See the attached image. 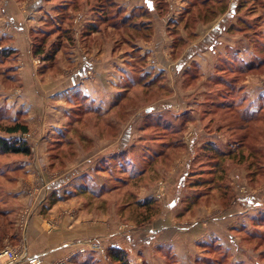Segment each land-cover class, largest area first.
Wrapping results in <instances>:
<instances>
[{"label":"rangeland","instance_id":"374dc122","mask_svg":"<svg viewBox=\"0 0 264 264\" xmlns=\"http://www.w3.org/2000/svg\"><path fill=\"white\" fill-rule=\"evenodd\" d=\"M55 1L56 3L62 2V0ZM162 1H166L169 5L168 14L162 19V27L167 28L163 41L167 47L164 48V55L168 62L158 73V75H162L152 80L153 84L148 87L149 89L137 88L129 94L124 93L123 96L119 93L117 83L115 90L118 93L115 94L116 105L114 109L108 116L103 115L102 118H97L95 115H89L74 125L76 128L71 133L75 138V144L72 146L68 143L67 146H63L66 151L63 149L49 151L51 154L50 162L58 167V174H53L48 178L39 169L38 177L35 170L34 177L35 179L38 177V179L30 185L29 190L33 194L30 196H33L36 201L41 198L43 194H41V189L38 186H42V183L49 184L47 187L50 186L49 189H53L54 181L59 180H55L54 177L71 164L75 166V170L72 168L73 170L69 172V180H64L63 177L62 179L65 182H77L78 178L73 179L79 174L77 168H81L84 162L90 161L84 169L88 168L91 163L92 165L79 181L82 186H74L71 192L73 196L64 200L63 214L71 219L72 223L80 222L82 227L95 226L94 228L103 233L96 238L84 239L77 244V250L82 247L90 248L92 251L98 250L96 251L100 257L98 264H109L102 243L110 240L111 236L122 234L130 236L129 240L138 241L139 239L137 240L135 237L137 234H142L143 237L141 238H144L148 232L146 228L150 232H156V229L149 226L153 224L154 228L157 227L159 225L157 220L161 216L165 217L168 211L169 216L166 219L169 220L171 216L172 221L179 228L186 229L195 226L200 220L201 222L214 221L212 223H216L222 228L224 234L222 240L228 242V246L220 247L228 251L230 255V257L226 256L227 259H222L218 254L215 256V252L208 253L206 250L203 251V256L198 258V255L195 257V250L185 247L183 248L185 254L178 256L181 261L183 260V263H179L177 258L171 264H205L204 258L223 262L220 264H264V0H225L224 11H219L217 5L209 4L215 9V12H213V16L210 13L208 20L201 18L202 13L198 15L199 19L193 18L197 12H201L205 8L197 6L191 14L186 10L189 0ZM195 1L200 2L201 0ZM142 2L143 0H117L119 6L130 7L129 10ZM58 7L55 8V11H58ZM232 7L233 11L231 10ZM86 8L91 9V5L83 4L82 10L79 9V11L86 10ZM196 9H198L197 12ZM79 11L76 10V12ZM182 14H184V19L179 22ZM153 16L155 17V13ZM38 17L39 15L37 17L30 16V21H28L26 16V19L23 20V25L25 26L26 23L27 28L35 26V28L30 29L29 53H33L31 42L34 40L37 43L43 38L42 35L35 37L38 40L36 41L31 36V30L47 34L44 46L46 51L53 49L54 44H58L59 41L60 33L53 27L56 24L54 17L45 19L47 22L45 24L39 22L44 17ZM186 18H190L187 23H185ZM77 23H80L79 26L76 25V21L70 23L75 43L71 46H63L55 55L53 65L51 62H47L44 69L48 70L57 64L59 54H63L61 56L64 57V61L69 60L70 55L79 54L88 44L89 39L81 38L83 22L78 21ZM220 24L223 25L222 31L210 41L211 43L216 42L217 46L212 50H196L203 38L207 34H211L213 28ZM121 35L120 31H101L90 38L91 40L95 38L98 44L101 42V45H103L102 41H109L112 44L110 53L114 57L115 63L121 64L117 65L118 68L120 66L127 67L126 62L124 63L125 60L135 62L132 61V58L138 59L139 53L141 56H146V60H143L144 72H146L149 69L147 66H150L151 59L154 57L147 52L152 46L153 35L148 39L140 35L132 39L137 44L139 41L146 42L145 47L140 48L139 53L136 49L130 48L131 45L127 44L126 41H122ZM62 42L66 44V38L64 41L61 38L59 44ZM203 47L204 45L201 48ZM190 49L196 50L197 53L192 57H187V51ZM98 50L102 51V48L99 47ZM105 50L106 47H103V51ZM21 57L23 58V56H19V51L15 50L14 59L7 65L0 66V72L5 71L3 75L0 74V108L4 114L3 118L12 117L18 121L22 120L23 114L15 113L16 110H12L14 109L12 105L6 106L5 104H7L6 95L9 91L12 93L15 91L19 95L22 91V87H20L21 78L17 75H11L15 72L13 64H17ZM33 60L38 67L44 62L41 58L34 56ZM39 62L41 63L38 64ZM178 65H180V70L175 69ZM186 69L189 71L184 74ZM120 78L122 79V77ZM228 87H231L230 92H227ZM2 92H6V94ZM221 93L225 99L224 104L221 107L216 106L215 109H210L213 101H216ZM236 94H239V98L235 96ZM242 98L246 101L245 106L242 105ZM147 109L150 111L147 112ZM241 109L252 114L259 113L260 118L256 121L246 120L243 114L241 115ZM64 118L66 121L67 116ZM108 121L119 124L117 125L118 128L111 130L107 124ZM4 124L6 123L0 122V127ZM26 124L28 125V123ZM243 133L250 136L243 138L241 142H244V145L237 149L235 142L239 141H231V138L237 139ZM0 135L2 134L0 133ZM114 135H116L115 138ZM27 136L28 134H16L15 138L22 137L27 141ZM209 142L213 144L225 143L231 145V149L234 150L235 155L221 161L220 171H223L222 175L219 173L214 175L217 181L213 183L227 186V193L222 192L224 188L214 187L215 189L209 190V194L202 198L198 205L188 213L182 214L187 198L193 195L194 191L191 188H195L194 190L208 188L197 189L193 187L197 182L195 177H192V174L186 177V174L190 171L187 164L192 158L193 172L200 170L207 172L209 170L210 159L213 158L212 151H203L204 146ZM252 146L261 147L258 155L252 151ZM71 150L76 153L75 157H73V153L72 158L69 157ZM127 150L130 152L127 153L128 158L126 159L133 158L132 163L138 164L134 168L136 171L147 169L145 177L135 189L133 188L136 183L131 181L132 186H124L111 195L103 198L98 197L99 199L83 191L85 185H104L112 168L114 170L112 175L114 184L122 186V181L118 182L116 176H123L122 178L127 180L128 174L116 175V169L113 166L120 162L119 156L124 155L122 153ZM33 151L34 148L31 146V153L34 157ZM55 153L63 156L59 160L53 161L55 160L53 156ZM78 154L83 157L90 154L91 156L77 159ZM33 157L32 163L34 162ZM19 158L15 163L20 162L21 159ZM2 159L6 160L5 162L12 161L10 157ZM212 160H215V157ZM257 161L259 164H256ZM21 168L23 169V167ZM257 168H260L259 173ZM15 174V181H10V179H8L9 182L2 181L3 188H6L3 189L4 192L14 190L17 186V180H23L24 171ZM64 174L65 172L61 176ZM206 176L211 175L204 173L201 176L197 175L196 178ZM53 178V182L49 183ZM1 180L3 179H0V186ZM181 180H183L182 183ZM64 181L63 183H65ZM179 183H181V188ZM131 192L136 197H133ZM246 196L259 198L258 201L253 200L252 203V205L256 204L259 207H246L242 203L239 205L238 198ZM12 199L10 198L9 202ZM147 199H153L158 203L159 212L146 221H151V223L145 226L143 224L146 222H141L144 209L138 208L132 203L135 200L142 202ZM173 201L176 202L175 207H165V205L168 207L170 203L172 206ZM31 210V207L18 209L17 227H19L21 234L25 233L26 221L31 215ZM202 214L206 215L203 216ZM79 217L81 221H79ZM156 221L157 223H155ZM228 234H232L236 238V246L229 244ZM142 243L146 247L153 245L146 239ZM15 247H22L28 258L24 239H22L21 244ZM5 248L1 247L0 251ZM151 251V264H163L157 257L159 254L154 252V246L151 247ZM80 254L83 255L84 253ZM37 258L41 260V256H36L25 261L29 262ZM62 259L65 258L60 260ZM21 262L23 261L17 264ZM129 264H132L130 259Z\"/></svg>","mask_w":264,"mask_h":264},{"label":"crops","instance_id":"0c3cea01","mask_svg":"<svg viewBox=\"0 0 264 264\" xmlns=\"http://www.w3.org/2000/svg\"><path fill=\"white\" fill-rule=\"evenodd\" d=\"M60 2L56 3L55 0H0V50H17L19 51V56H23V58L18 59L17 64H13L15 72L11 74L21 78L20 87H22V91L20 95L16 94L15 91L13 93L9 91L6 95L7 104L5 105H12L14 108L12 110H16L14 111L15 113L23 114L21 119L28 123L29 127L26 139H28L27 142L34 148L33 163L32 159L27 158H22L20 160L22 163L18 162L23 167V180H17V186L14 190H7L8 192L2 190L3 194L7 195L8 202L0 198V211L5 210V216L12 224L11 234L3 238L1 247H15L21 244L22 239H24L28 258L41 256L40 264H54L61 258H68L69 264H98V259H100L98 252L87 248L86 252L82 255L77 252V244L84 239H93L103 233L94 228L95 226L82 227L81 223L75 220L72 223L71 219L63 214L64 200L73 196L71 192L74 186H81V182L79 181L88 172V168L92 163L86 169L84 168L88 166L87 164L90 161L84 162L81 168H77L79 174L73 178H78L77 182L64 181L69 180V172L73 169L75 170V166L71 164L54 177L55 180H59L54 181L53 189H49L50 186L47 187L49 184L42 183V186L38 187L41 189V194L43 195L37 201L33 196H30L33 194L29 190L30 185L35 183L34 181L39 177V169L48 178L53 174H58V167L50 162L51 154H49L48 146L55 134L64 129L66 125L67 119L65 121L64 117L67 116L70 109L68 99L75 95H83L90 106L100 111L99 114L102 117L103 115L108 116V112L111 110L115 99V94L118 93L115 88L117 83L119 84L121 81L120 71H128L125 66L117 67V65L121 64L115 63L114 57L110 53L112 44L109 41H102L103 45H101V42L98 44L95 38L91 40L94 37L93 35L90 36L91 38H88V44L85 43L84 49L79 54H75V56L70 55L69 60L65 58L66 61H64V57L61 56L63 54H59L57 64L48 70L44 69L46 67L44 62L42 64H40L41 62L38 63L40 67L36 65L32 53H29L30 49L28 45L30 29L35 28V26L27 28L26 23L25 26L23 25V20L27 16V20L30 21V16L37 17L39 15L38 18L40 16L44 17L39 22L45 24V19L55 17L57 12L55 8L61 4L64 5V2H70V0H62ZM65 12L70 14L73 22L76 21L77 26L80 24L77 23L78 21L83 22L82 30L86 25L91 24L95 18L91 9L88 10V8L81 12L67 8ZM78 28L80 29V27ZM161 29V25H156L152 46L147 51L149 55L154 56L151 59L150 66H147L149 69L146 70L147 73L153 74V77L158 75L162 67L168 63L164 55V48L166 49L167 47L163 41L166 34L161 35ZM145 43V41H139L137 45L142 49L145 47ZM99 47L102 48V51L98 50ZM103 47H106L105 51H103ZM119 58L117 59L119 60ZM39 68L41 69L40 71ZM2 93L6 94V92ZM89 156L91 154L86 157L85 155L83 157L78 154L77 159L89 158ZM34 171L38 175L36 179ZM64 172L65 174L61 176ZM54 178L49 183L53 182ZM93 186L96 185L94 184ZM10 198H13L11 202H9ZM238 199L239 205L242 203L246 207L258 206L256 204L252 205L253 200L258 201L259 199L255 196L240 197ZM175 206L176 202L174 201L172 202V206L171 203L168 207L165 205L166 208ZM21 207L32 208L31 215L26 221L25 233L23 234L19 232V227H17L18 209ZM238 210L241 212L239 208ZM203 212H205V209H203ZM167 213L165 217L161 216L157 220L159 222L157 227L154 228L153 224L149 226L152 229H156V232H150L146 228L148 232L144 235V238H141L143 237L142 234H137L135 237V239H139L138 241L129 240L130 236L127 235H113L110 240L104 242L105 244L102 243L103 249L108 246H118L128 251L130 263L151 264V247L154 246V252L159 254L157 255L158 259L163 264H166L162 251L163 248L171 251L178 258L181 254H185L183 248L189 247L195 250V257L198 255V258H201L203 251L207 250L206 246L211 243H215L223 248L228 246V242L226 243L222 240L224 239L222 228L216 225V223H212L214 221L201 222L200 220L195 226L186 229L179 228L172 221L171 216L169 220L166 219L169 216V211ZM78 219L81 221L80 217ZM228 236L229 244L236 246V238L232 234H228ZM145 239L153 245L143 246L142 244L144 243L142 241ZM178 262L183 263V260L181 261L178 258ZM19 264H29V262L23 261Z\"/></svg>","mask_w":264,"mask_h":264},{"label":"trees","instance_id":"16d2710c","mask_svg":"<svg viewBox=\"0 0 264 264\" xmlns=\"http://www.w3.org/2000/svg\"><path fill=\"white\" fill-rule=\"evenodd\" d=\"M156 2V0H155ZM154 0H143V2L140 5H135L132 9L129 10L128 14V8L125 6L124 8L119 6L117 3V0H70V2H64V5L61 4L58 7V10L56 12L55 17L53 18L56 24H54V28L59 32L60 36L59 41H61V38H63V41L66 38V44L62 42L61 44H54V48L51 50L46 51L45 49V42L47 39V34L43 32H35L34 30H31V36H33V39L35 37H43L39 42L35 43L34 40L31 42L32 48H33V53L32 56L36 58H41L44 63L46 64L47 62H51L53 65L55 55L58 53V51L63 47V46H71V44L75 43V38H74V33L73 30L71 32V26L70 23H72V17L70 14L66 13L67 8H72L74 11L79 10L83 7V4H90L91 5V11L93 15L95 16L93 22L91 24L86 25L81 33V38L82 39H88L90 36L98 34L101 31H120L122 33V41H126L127 44H130L133 49L137 50V53H139L140 48L137 46V43L134 42L132 39L136 38L137 35L142 36L143 38H149L150 36L153 35L154 30L156 25H163L162 24V19L168 14L169 11V5L167 4L166 1L158 0L156 3ZM209 4H214L219 7V11H224L225 9V0H201L200 2H197L195 0H189L188 7L186 10L190 12L191 14L193 13L192 10H194L197 6L205 8L201 12H197L198 9H196L197 14L193 17L196 19H199V14L202 13L203 16L201 18H208L210 17V13L215 12V9L209 6ZM224 4V5H223ZM234 4V3H233ZM218 9V8H217ZM232 11L234 10L233 7L231 9ZM153 13H155V17L153 16ZM186 13V12H184ZM184 19V14L181 15L179 18V22ZM190 18H186V22H188ZM178 22V23H179ZM221 25V26H220ZM218 26H215L212 30L211 34H207V36L201 41V44L199 46L197 45L198 49L196 50H205V49H214L217 46V43H211V38H213L215 35H218L222 31V24ZM165 26V25H164ZM162 34L167 33V28L162 27ZM36 40V39H35ZM38 41V40H36ZM73 41V42H72ZM204 45L203 48H201ZM193 50H188L187 51V57H192L194 54L197 53V51ZM194 51V52H193ZM14 54L15 50L13 49H1L0 50V66L3 67V65H7L10 61L14 59ZM142 57V59H141ZM146 56H141V54H138V59L132 58L131 62L129 60L126 61L127 64V70L128 71H120V76L122 77L120 83L118 84L119 88V93L122 94L123 96L124 93L129 94L130 92L134 91L135 89H149V86H152L153 84V79H155L159 75H156L153 77V74L144 72V63L143 60L145 59ZM140 61V62H139ZM53 62V63H52ZM139 62V64H138ZM138 64V66H136ZM47 66V64L45 65ZM5 67V66H4ZM175 69L180 70V65L175 67ZM189 70L186 69L183 73L186 74ZM177 73V71L175 70ZM5 71H1L0 74L3 75ZM162 73V72H161ZM152 77V79H149ZM225 85V84H224ZM152 89V87H151ZM231 91V87H228L227 92ZM237 98H239V94L235 95ZM119 99L121 97H118ZM118 99V100H119ZM243 99V98H242ZM215 101V100H214ZM212 103V108L210 109H215L216 106L221 107L222 104H224L225 99L222 95V93L218 96L217 100ZM237 101V100H236ZM116 101H113V105L111 107V110H109L108 114L114 109V106L116 105ZM243 104L239 102V104H242L245 106V102L243 99ZM237 103V102H236ZM68 105L70 107L69 112L67 114V121L66 125L64 126V129H62L60 132L55 134L53 137V140L49 143L48 149L49 151H58L60 149H63L66 151V148L63 146H67L66 144L69 143V145L75 144L74 137L72 136V131L76 127L74 126L75 124H78L84 117L87 116H94L97 118H102V115L99 114L100 111L94 109L92 106H90L87 103L86 98L83 95H75L71 98L68 99ZM225 107V106H224ZM241 115L246 118V120H252L256 121L260 118L259 113H249L247 110H242L241 109ZM3 111L0 109V122H5L6 124L1 125L0 127V179L1 180V186H0V198L5 202H8V198H6L7 195L3 194V182L2 181H15V173L19 174L22 171V168L19 164H16L15 161L22 158H27V159H32V153H31V145L22 139H17L16 134H27L29 132L28 125L24 120L18 121L17 119H13L12 117L10 118H3ZM118 122L120 120L118 119ZM122 123V122H121ZM111 130L112 128H118L117 123H113L112 121H108L107 123ZM118 130V129H117ZM114 131V130H113ZM110 135V134H108ZM248 135L247 133H243L241 137L234 139L231 138V141H239L235 142L237 143V149L242 147L244 145V142H241L243 138H247ZM114 138L116 135L113 136ZM128 141V140H127ZM73 148V147H72ZM71 154L69 157L72 158V153L73 157H75L76 153L71 150ZM204 152L212 151V157H215V160H212L213 158L210 159V168L207 170V172H204L203 170H200L199 172H193L192 164H193V158L188 161V168L190 169L189 173L186 174L187 176H190L192 174V177H195L194 179L197 181L193 187L202 188V187H208V188H203L204 190H194L195 188H191L193 192V195L189 196L187 198V203L185 207L182 210V214L188 213L190 210H192L193 207L198 205L202 198L206 197L207 194H209V190H213L215 188H224L222 191L223 193H227V186H223L220 184H214V181L216 180V177L214 175L220 174L222 175L223 171H220L221 167V161L222 159H227L235 155L234 150L231 149V145H227L225 143H220V144H213L209 142L206 146H204ZM252 151L254 153H258L261 151V147L259 146H252ZM130 150H127L123 152L120 155V162L116 165L113 166L116 169L115 174L116 175H124L128 174L127 180H124V178L120 176H116L117 181L123 183L121 185H115L114 184V178L112 175L114 174L113 168L109 171V177L106 178L104 185L102 184L101 186H89L85 185L83 186V191H86L87 194L92 197L98 198V197H104L107 195H111L112 193L117 192L118 189L126 186L130 187L132 186L131 181H134L135 186L133 189L137 187L139 182L143 180V177H145L146 170H135L134 168L138 165L133 162V158L131 159H126L128 158L127 153H129ZM64 154V153H63ZM55 157V160H59V158L63 155H60L59 153H55L53 155ZM10 157L12 161L5 162L6 160L2 158H7ZM262 158V157H261ZM212 160V162H211ZM256 164H259L258 161ZM55 165V164H53ZM131 165L130 167H128ZM110 169V167H108ZM223 169V168H221ZM257 172L259 173L260 168L256 169ZM204 173H208V175L211 176H206L202 178H196L197 175H204ZM15 174V175H14ZM183 180H181V183ZM181 183L180 188H181ZM82 186V185H81ZM184 187V186H183ZM215 187V188H214ZM131 189V188H130ZM124 190V189H123ZM121 190V191H123ZM133 195V197H136L133 192L130 193ZM99 199V198H98ZM247 200V199H246ZM239 201V199H238ZM242 201V200H240ZM134 206L138 208L144 209V214L142 215V221L141 222H146L148 221L152 216L155 214H158L159 212V205L158 203L153 200V199H147L144 201H134L132 203ZM128 205H131V203H128ZM259 207V206H258ZM151 221L144 223L143 225H148L150 224ZM11 222H9L8 218L5 216V210L0 211V249H1V241L3 238L11 234ZM207 247V252H215L218 254V256L222 259H227L226 256H229V252L226 250H223L219 245L215 243L209 244ZM164 258L166 260V264H171V262H175L177 258L172 254L171 251L167 249H162ZM105 253L107 256V259L109 261V264H129V253L126 249L118 247V246H108L105 248ZM205 264H220L223 262H217V260H212V258H204L203 259ZM211 260V261H210ZM233 264V263H231Z\"/></svg>","mask_w":264,"mask_h":264},{"label":"built area","instance_id":"2783aa9c","mask_svg":"<svg viewBox=\"0 0 264 264\" xmlns=\"http://www.w3.org/2000/svg\"><path fill=\"white\" fill-rule=\"evenodd\" d=\"M24 135V134H23ZM21 139H23L21 137ZM24 140V139H23ZM162 193V192H161ZM87 249V248H86ZM85 247H82L77 250L78 253H85ZM98 251V250H95ZM28 258L25 255V251L22 247H6L0 251V264H17L20 261H25ZM41 260L39 258L32 259L29 261V264H40ZM54 264H69V259L58 260Z\"/></svg>","mask_w":264,"mask_h":264},{"label":"water","instance_id":"95a60500","mask_svg":"<svg viewBox=\"0 0 264 264\" xmlns=\"http://www.w3.org/2000/svg\"><path fill=\"white\" fill-rule=\"evenodd\" d=\"M146 111H147V112H149V111H150V109H147Z\"/></svg>","mask_w":264,"mask_h":264}]
</instances>
